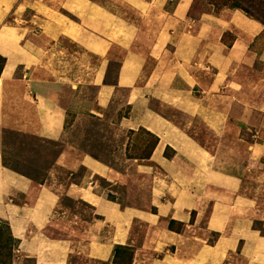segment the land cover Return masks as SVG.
I'll return each mask as SVG.
<instances>
[{
  "label": "crops",
  "instance_id": "obj_1",
  "mask_svg": "<svg viewBox=\"0 0 264 264\" xmlns=\"http://www.w3.org/2000/svg\"><path fill=\"white\" fill-rule=\"evenodd\" d=\"M168 1L0 0V220L18 241L12 264H116V247L131 250L130 264H264V234L254 228L264 229V170L259 186L245 189L248 167H234L227 155L200 145L189 124L150 106L156 101L197 117L230 146L234 112L245 125L252 107L238 68L258 55L250 47L263 27L238 10L188 22L190 0H178L171 12ZM122 5L136 13H122ZM224 33L233 36L229 46ZM83 84L97 89L88 114L106 118L125 90L128 113L118 126L158 139L137 166L149 175V210L110 200L93 179L116 185L124 176L68 146L42 182L3 165L6 131L62 141L69 115L63 99L69 92L81 107ZM257 108L264 114V101ZM259 127L251 150L263 168L264 121ZM167 147L171 158L164 157ZM170 221L183 231L169 230Z\"/></svg>",
  "mask_w": 264,
  "mask_h": 264
},
{
  "label": "rangeland",
  "instance_id": "obj_2",
  "mask_svg": "<svg viewBox=\"0 0 264 264\" xmlns=\"http://www.w3.org/2000/svg\"><path fill=\"white\" fill-rule=\"evenodd\" d=\"M177 1L169 0L165 10L171 12ZM142 2L146 4L149 0H142ZM262 5H264V0L245 1L244 6L251 13V15H248L241 9L231 8V4L227 0H190L187 11V20L191 22V20L195 21L203 14L219 16L224 10H238L250 21L263 27L258 44L252 43L250 47L251 52L258 55L250 65L246 64L238 68V73L242 75L248 89L244 94L252 107H250V113L247 116L245 125H238L237 117L239 112H234L233 130L227 132L230 137V146H223L221 141L223 142L224 136L208 129L201 119L186 117L173 107L161 105L156 101L150 103L154 110L169 118L175 124L180 126L189 124V132L207 150L217 151L222 157H224V154L227 155L234 167L237 165L248 167L249 170L243 177L246 183L244 188L248 190L259 186L258 182L261 180L260 177L264 170V167L262 168L259 165L263 163V158H256L255 156L258 154L256 151L253 156L251 150L255 147V143L260 141L257 132L260 129L259 126L262 125V121H264V114L257 110L258 103L264 101V54H262L264 50V24L262 22L264 21V7ZM121 11L122 13H136L124 5L121 6ZM232 40L233 36L229 33H224L221 37V42L226 46H229ZM90 60L93 61L92 59ZM115 68V65H111L110 72H113ZM108 82H112L111 79H108ZM96 90V87L83 84L80 94L82 97L81 107L80 104L76 106L71 104L72 101L66 98L69 92L66 94L62 103L68 108L69 115L66 118L62 141L52 142L19 135L11 131L4 132V164L39 181L49 169L54 168L52 167L54 160L68 146L75 149L79 154L88 155L104 163L124 176L122 182L116 185L109 184L100 177L93 179L94 183L105 191L109 199L114 200L121 207L133 206L149 210V175L144 174L137 168L138 164L143 161L134 158L143 157L149 153L154 142L153 137H151L152 134L150 135L143 129L126 131L118 126L120 118L128 113V106L124 105L127 95L125 90L118 91L114 102L106 112V118L88 114V111L92 109ZM235 123L240 127L239 129ZM263 133L264 131L261 130L260 137H263ZM238 139H242L243 142L241 143ZM165 153L168 158L172 157L173 153L170 149ZM83 172L84 169L77 172L75 182L79 180L78 178ZM64 203L69 204V201L64 200ZM76 210L82 211L83 216L86 218L91 216L90 209L85 205H77ZM151 212L155 213V210L151 209ZM167 228L175 233L183 231V225L179 226L176 222L172 224V221L168 223ZM254 228L264 234V229L260 224L255 223ZM137 230L138 232L144 231L143 228L141 230L138 226ZM0 235L2 239H8V234L3 224H0ZM216 237V234H211L208 236V242L212 244ZM6 246V251L8 252L10 249L12 252V243L7 242ZM131 254L132 252L129 248H120L115 260L127 264L132 259ZM14 255L13 250L12 259H14ZM26 264H31V262L26 261Z\"/></svg>",
  "mask_w": 264,
  "mask_h": 264
},
{
  "label": "trees",
  "instance_id": "obj_3",
  "mask_svg": "<svg viewBox=\"0 0 264 264\" xmlns=\"http://www.w3.org/2000/svg\"><path fill=\"white\" fill-rule=\"evenodd\" d=\"M228 2H230V4H231V8H234V9H241L244 13H246V14H248V15H251V13H250V11H248V9H247V7H245L244 6V4H245V1H247V0H227ZM251 0H249V2H250ZM263 7H264V5H262ZM263 20V19H262ZM263 22V24H264V21H262ZM4 62H5V60L3 59V58H1L0 57V72H1V70H2V67H3V65H4ZM7 132V131H6ZM11 132H13V131H11ZM19 134V133H18ZM19 135H22V134H19ZM151 135V134H150ZM24 136V135H23ZM26 136V135H25ZM151 137H153V139H154V142H153V144H152V146H151V148H150V151H149V153L147 154V155H145V156H143V157H137V158H134V159H140V160H148L149 158H150V156H151V154H152V152H153V150H154V148L156 147V145H157V142H158V139L156 138V137H154L153 135H151ZM41 140V139H40ZM53 142V141H52ZM3 145H4V141H3ZM167 150H169V148L167 147L166 149H165V151H164V157H166V158H168L167 156H166V151ZM3 158H4V156H3V152H2V163H3V165L4 166H6L5 164H4V160H3ZM6 167H8V166H6ZM9 168V167H8ZM9 169H11V168H9ZM11 170H13V171H15V172H18V173H21V174H24L25 176H28V177H30L32 180H34V181H36L35 180V178L34 177H32V176H30V175H27V174H25V173H23V172H20V171H16V170H14V169H11ZM44 177H45V175H43L41 178H40V180L39 181H36V182H42L43 180H44ZM109 198V197H108ZM110 200H112V199H110ZM113 201V200H112ZM0 224H3V226L5 227V229H6V231H7V234H8V239H6V240H4V239H2V236L0 235V264H12V262H13V259H12V252H13V250L15 251V249L17 248V245H18V241L17 240H15L12 236H11V234H10V230H9V226H8V224L6 223V222H4L3 220H0ZM172 224H174V222H172ZM179 224V226H182V224H180V223H178ZM12 243V252L10 251V249H9V251L7 252L6 250H7V246H6V243ZM119 249L120 248H118V247H116L115 249H114V253H113V262L114 263H116V264H124V263H121V262H118V261H116L115 259H116V255H117V253H118V251H119ZM131 256H132V254H131ZM131 260V259H130ZM127 264H130V261H129V263H127Z\"/></svg>",
  "mask_w": 264,
  "mask_h": 264
}]
</instances>
